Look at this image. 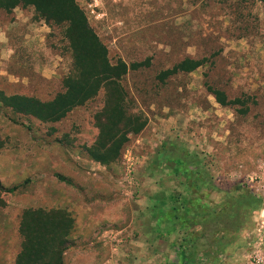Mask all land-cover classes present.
<instances>
[{"label": "rangeland", "instance_id": "374dc122", "mask_svg": "<svg viewBox=\"0 0 264 264\" xmlns=\"http://www.w3.org/2000/svg\"><path fill=\"white\" fill-rule=\"evenodd\" d=\"M90 2L76 0L111 63L128 65L121 79L127 110L147 125L105 165L87 151L98 135L95 114L105 90L55 122L6 106L2 96L52 100L74 71V54L67 22L47 21L33 5L0 9V186H20L0 190V264H15L22 213L40 207L75 219L64 264H173L168 257L152 263V204L164 192L182 191L173 160L204 166L215 187L204 184L192 196L219 205L226 193L242 192L240 175L264 157V0H100L92 8ZM186 58L204 62L160 79ZM262 209L264 203L248 213L221 253L224 264H245ZM165 239L166 250L177 251L180 236Z\"/></svg>", "mask_w": 264, "mask_h": 264}, {"label": "trees", "instance_id": "16d2710c", "mask_svg": "<svg viewBox=\"0 0 264 264\" xmlns=\"http://www.w3.org/2000/svg\"><path fill=\"white\" fill-rule=\"evenodd\" d=\"M18 5H33L47 21L68 23L66 36L73 49L74 71L63 81L64 90L50 101L13 95L2 96L4 104L15 113L55 122L105 90L104 105L95 114L98 135L87 151L94 161L102 164L117 161L131 135L139 134L147 125L143 115L127 110L128 93L121 79L128 73V65L123 61L111 63L107 49L76 0H0V9L11 10ZM203 62L186 58L173 69L163 72L160 79L165 80L178 72H192ZM139 66L134 64L131 68ZM214 94L222 104L230 103L222 92L214 91ZM173 163L176 167L171 174L179 180L182 191L164 192L167 194L164 197L154 198L153 214L159 221V227L167 234L180 236L176 264H199L202 260L217 264L221 253L233 244L247 217H250L248 213L260 209L263 199L242 183L238 185L242 189L240 194L226 193L223 203L211 205L203 197L192 196L193 190L204 184L215 187L208 183L210 175L205 173V167H197L195 163L190 165L181 158L174 159ZM193 174L199 180L196 184L191 180ZM59 178L68 182L62 176ZM19 187L0 186V190L15 193ZM165 226L167 228H163ZM74 227L75 219L67 210L25 209L19 226L21 249L15 264H64Z\"/></svg>", "mask_w": 264, "mask_h": 264}, {"label": "built area", "instance_id": "2783aa9c", "mask_svg": "<svg viewBox=\"0 0 264 264\" xmlns=\"http://www.w3.org/2000/svg\"><path fill=\"white\" fill-rule=\"evenodd\" d=\"M89 7H97L100 0H90ZM130 166L134 165L129 161ZM242 166H239L241 169ZM134 177L130 175L127 180L133 182ZM239 181L246 184L249 189L257 196L264 198V157L257 160L254 168L245 174H241ZM264 209L261 210V214ZM257 232L252 235L247 241L244 248L245 264H264V222L257 225ZM114 233V232H113ZM112 233V234H113ZM121 241V240H120ZM226 256L224 254L219 256V264H224ZM199 264H209L205 260H202Z\"/></svg>", "mask_w": 264, "mask_h": 264}, {"label": "crops", "instance_id": "0c3cea01", "mask_svg": "<svg viewBox=\"0 0 264 264\" xmlns=\"http://www.w3.org/2000/svg\"><path fill=\"white\" fill-rule=\"evenodd\" d=\"M152 200H153V197H152ZM152 215H153L152 218L154 217V220L152 221V263L158 262L159 258L167 260V257H168V261L173 262V264L174 263L176 264L178 260L177 251L171 250V247H169L168 250H166V246H165L166 244L164 243V241H166L165 239L166 237H174V240H175L176 233L167 234L164 231V229H162V227H159V224H158L159 221L154 216L153 212H152ZM163 228H167V227L165 226ZM163 243L164 245H162ZM171 245L173 247V241ZM154 247H155L156 252L153 251ZM167 252L170 254L168 255Z\"/></svg>", "mask_w": 264, "mask_h": 264}]
</instances>
